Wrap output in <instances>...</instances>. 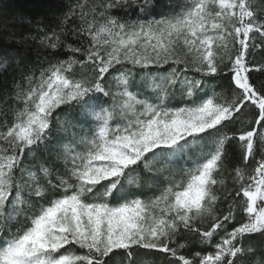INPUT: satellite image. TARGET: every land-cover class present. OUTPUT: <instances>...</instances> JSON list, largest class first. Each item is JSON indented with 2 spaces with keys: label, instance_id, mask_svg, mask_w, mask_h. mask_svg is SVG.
I'll return each instance as SVG.
<instances>
[{
  "label": "snow or ice",
  "instance_id": "1",
  "mask_svg": "<svg viewBox=\"0 0 264 264\" xmlns=\"http://www.w3.org/2000/svg\"><path fill=\"white\" fill-rule=\"evenodd\" d=\"M22 22L43 52L0 50V264H264V0Z\"/></svg>",
  "mask_w": 264,
  "mask_h": 264
},
{
  "label": "trees",
  "instance_id": "2",
  "mask_svg": "<svg viewBox=\"0 0 264 264\" xmlns=\"http://www.w3.org/2000/svg\"><path fill=\"white\" fill-rule=\"evenodd\" d=\"M75 0H0V50H27L28 59L35 60L37 55L43 52L38 42L29 41L25 45H17L16 40L25 33L32 32L33 28L22 22L24 18L42 20L45 23L54 24L56 18L67 11L70 4ZM15 20V22H14ZM64 58V57H61ZM264 60V53H257L256 61ZM253 81L259 83L264 81V73L253 72ZM11 83V74L8 76ZM223 87L228 86L226 78L218 82ZM219 91V88L217 89ZM232 162L236 163L240 159L238 145L233 144L230 148Z\"/></svg>",
  "mask_w": 264,
  "mask_h": 264
},
{
  "label": "rangeland",
  "instance_id": "3",
  "mask_svg": "<svg viewBox=\"0 0 264 264\" xmlns=\"http://www.w3.org/2000/svg\"><path fill=\"white\" fill-rule=\"evenodd\" d=\"M189 166H191V165L189 164Z\"/></svg>",
  "mask_w": 264,
  "mask_h": 264
}]
</instances>
